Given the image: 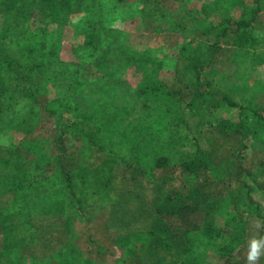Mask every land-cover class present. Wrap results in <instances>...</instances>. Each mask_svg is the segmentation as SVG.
I'll list each match as a JSON object with an SVG mask.
<instances>
[{
	"label": "trees",
	"instance_id": "16d2710c",
	"mask_svg": "<svg viewBox=\"0 0 264 264\" xmlns=\"http://www.w3.org/2000/svg\"><path fill=\"white\" fill-rule=\"evenodd\" d=\"M110 1L113 2V0ZM238 1L243 5L245 0H226L225 2L217 0L213 4L216 5L214 6L217 9L216 12L221 15L215 24L203 33L205 40L203 38L192 40L183 45L181 51L183 56L172 73L174 76L170 79H160V70L154 69L152 61L142 53L128 51L123 68L131 74V77L133 76L134 80H137L134 103L125 102L122 106L124 101L116 99L102 104L95 103L90 109L92 115L82 117L79 115L81 106L73 99L60 101L49 98L50 102L44 100L46 94L49 95L61 88L63 73L70 72L69 79L73 81V73L78 70L54 69V63L50 58V53L54 52L43 51L41 45L44 43V36L48 35L47 30L50 26L67 25L83 15L81 19L83 26H86L89 32L82 46L91 49L98 48L101 38L104 37L101 32L107 31L105 28H99L102 17L98 19L93 15L99 1L94 3V0H38L36 10H34L37 19L35 20L34 17L31 20V15L26 14L27 7L31 4L18 0H12V2L0 0L1 15L5 12L7 15L10 13L18 15L16 23H6L2 26L4 30L0 27V89H4L7 95L11 91H18L57 122H55L57 131L53 142L57 148L49 156L40 139H26L21 145L27 147L28 151L34 147L29 157L33 156L35 162L46 166L43 173L46 175L45 182L52 183L54 190L59 188L54 193H51V190L39 192L37 190L39 182L33 183V178L30 179L31 174L28 171L19 172L18 167L10 158L13 155L10 149L4 150L0 147V152L7 156V161H4L0 172V254L17 252L15 264H28V259L32 257L29 251L41 248L55 264H210L206 259L209 252L221 258L233 257L232 253L244 243L247 236L246 221L242 217L243 214H248L249 209L246 207L244 213H239V219L228 211L229 204L223 212L216 213L218 208L216 203H212L210 194L214 193L209 190V187L215 183L228 184L231 181L229 179L231 173L234 172L240 176L241 172L246 170L247 158L245 157L251 145L250 137L264 142V107H259L254 102H245L246 97L250 96H246L247 94L241 90L243 83L240 81L241 75L238 76V69L234 71L227 67L220 72L216 71V65H219L220 59L227 57L226 53L236 49L246 38H253L250 30L247 32L250 29L249 24L235 20L234 13L236 12L234 11L237 9L234 5ZM117 2L121 3L122 0H117ZM244 5L247 7L248 3ZM161 6L160 1H154V7L160 9ZM1 15L0 18H4ZM37 22H40L42 27L37 25ZM0 24L2 25V21ZM24 25H26L25 28L20 29ZM30 28L37 31L35 39L39 40L37 43L40 46L36 44L29 48L26 46L25 57L19 55L21 49L15 54L11 52L6 54V51L9 52L7 43L14 40L11 37L13 33L22 34L30 31ZM71 49L76 51L74 46H71ZM226 61L229 60L226 59ZM232 62L233 60L230 61ZM52 68L54 70H51ZM101 68L102 66L100 70L103 71ZM226 70L229 72L227 75H225ZM215 76L217 79L214 78ZM223 78L227 81L224 82ZM215 81H218L220 85ZM68 87L72 89L71 86ZM140 107L145 112L138 118V124L133 122L126 124L128 130L118 135L114 124L118 125L116 119L119 115L131 116ZM77 115L79 118L76 120L74 117ZM96 118L98 120L92 124L91 122ZM153 119L158 122L154 121L152 124ZM5 123L6 121L2 119L0 133H3L5 127L2 125ZM106 123L111 124L107 126L109 131L107 135L101 136ZM19 125L23 127L24 122L21 121ZM171 126L188 132L186 136L189 139L188 148H193L194 152L188 153L187 146H177L178 148H172L162 156H159V152H154L159 158L155 159L153 169H163L174 159L176 166L178 165L184 172L191 173L195 179H200L199 189L201 190L196 185L194 199L206 204V208L201 211L206 225L194 221L191 226L190 216L186 211L188 208L192 209L193 204L186 203V201L179 202L171 193L165 196L166 199L158 200L155 205L151 200L149 201V198L140 199L143 202L139 204V207L136 205L134 208H128L127 212H121L122 217L120 218L112 210L114 204L129 203L131 200L128 199H136L132 187H134L133 180H138L135 173H139L142 166L139 160L141 154L139 138H142V133L147 130L149 131L148 136L156 139L153 133L158 136L159 132H166L165 128L168 129ZM31 127L34 128V125ZM30 131L34 132V129ZM65 134L68 135L65 137ZM170 134L172 135L170 143L179 145L172 132ZM145 139L142 138L144 141ZM65 141H78L79 144L76 143V146L78 150L83 146L82 153L90 150L98 154H108L106 153L108 151L110 168L107 170L94 168L91 161H86L90 167L80 165L77 157L74 158L67 150L64 151L61 144ZM121 144L128 145L136 158L120 159L113 149ZM18 151L19 148L15 153L20 158ZM113 160L123 162V166H118L122 167L127 177L130 176L129 186L125 193L117 192L120 196L111 201L110 199L99 200L100 203H110L106 209L109 212H96L95 219H99L105 227H109L111 218L119 217V226L113 239L120 244L121 249L124 248L125 243H133L132 249L125 256L110 260L108 248L101 243V238L97 235L100 231L91 229L86 232L84 239L78 237L71 240L68 238L59 249L54 250L51 242L55 238L52 236L48 238L46 228L50 229L56 223L63 221L60 228H64L62 231L65 235L62 234L59 241L62 242L68 235H74L73 231L78 227L74 222L76 215L69 216L71 212L67 210L71 207H75L76 210L86 207V199L76 197V192H79L77 182L79 176L76 167L79 166V174L83 178L82 189L87 192L97 186L96 183L102 185L112 183L113 170L116 166ZM262 164L264 166V159ZM226 187V189L229 188L228 185ZM94 189L97 190V188ZM180 192L183 193L182 190ZM251 192L252 189L249 187L246 199L252 206L251 210H254L249 216L264 220L262 209L251 196ZM74 194L75 197H72ZM194 199L190 201L194 203ZM235 202L236 200L233 208L237 205ZM100 203L96 204V207ZM6 205L20 207L22 212H7L3 209ZM211 211L215 213L211 214ZM158 215L177 220V224H171L176 228L175 230L186 228L189 238H183L177 232L172 235V240L177 242L170 243L171 240L167 235H163L160 226L153 227L151 224V219H156ZM221 217L226 219V222L223 227H218L216 222L221 220ZM108 229L105 228V230ZM195 238L198 239L199 248L193 251L194 245H191V242L194 243ZM46 239H49V245L44 248L42 241Z\"/></svg>",
	"mask_w": 264,
	"mask_h": 264
},
{
	"label": "rangeland",
	"instance_id": "374dc122",
	"mask_svg": "<svg viewBox=\"0 0 264 264\" xmlns=\"http://www.w3.org/2000/svg\"><path fill=\"white\" fill-rule=\"evenodd\" d=\"M4 1L12 2V0ZM18 1L31 4V6L29 5L27 7L28 11H26V14L31 15V20H33L34 17L36 20V11L34 12V10H36L35 6L38 0ZM94 1V3L99 2L93 11V15L98 17V19L102 17L99 28H105L107 30L101 32V35H104V37L101 38V43L98 48L91 49L83 47L84 45L82 46L89 32L87 31V27L83 26L81 20L83 15L75 18L73 22L67 23V25L50 26L47 30L48 35L46 37L44 36V43L41 45L43 51L47 53L51 51L54 52L53 54L50 53V58L54 63V69L59 71L62 68L66 70L67 68H71L74 71L78 70V72H72L73 81L69 79L70 72L63 73L64 75L62 74L63 76L60 83L61 88L53 91L49 95L46 94L44 100L50 102L49 98L60 101L73 99L81 106V108H79V115H82V117H88L89 114H91L90 109L95 103L102 104L111 99L124 101L122 106H124L125 102H129L130 104L134 103V91L136 90L137 80H134L133 76L131 77V74H129L128 71L126 72L123 68L125 66L124 61L126 60L128 51L142 53L146 58L152 61L154 69L160 70V79H170L174 76L172 73L176 70L177 63H179V60L183 56L181 54L183 45L190 43L192 40H201L204 37L203 33L208 31L221 15L219 12H216L217 9L214 7L216 5H213L217 0H122L121 3H118L117 0H113L114 3L110 0ZM154 1L161 2L162 6L160 9L154 7ZM219 1L225 2L226 0ZM246 2L248 3L247 7L244 5ZM250 3L252 4L251 6ZM244 4L242 5L240 1L235 3L234 6L237 11H234L236 12L234 13V17L237 21H243L249 24L250 29H248L247 32L250 30L253 38H246L236 49L234 48L231 52L226 53L225 55L227 57L220 59L219 65H216V71L220 72L227 67L234 71L238 69V76L241 75L240 81L243 83V86L242 84H239V86H242L241 90L247 94L246 96H250L246 97L245 102H254L255 105L264 107V0H245ZM1 16L4 18H0L2 21L0 27L4 26L6 23H16L18 19V15L15 13L7 15L5 12L2 13ZM37 25L42 27L40 22H37ZM25 26L26 25L22 26L20 29L25 28ZM2 29L4 30V27H2ZM36 32V30L30 28V31H26L22 34H19L20 32L13 33L11 37H13L14 40L13 42L10 41L7 43L9 52L6 51V54L10 52L11 54H15V52L21 49L19 50V55L25 57L27 51L26 46L28 48L35 46V44L40 46V44L37 43L39 40L35 39ZM203 39L205 40V38ZM253 42L255 43L252 44ZM71 46H74L76 51H72ZM34 55L37 54L34 53ZM226 59L229 61H226ZM232 60L233 62L230 63ZM100 66H102L101 69H103V71L100 70ZM53 68L51 70H54ZM94 72L97 74L95 75ZM228 73L229 72L226 70L225 75ZM214 78L217 79L216 76ZM222 80L224 82L227 81L224 78ZM218 84L220 85L219 82ZM68 86H71L72 89L70 90ZM6 93H4V89H0V125L2 119L6 121L5 125H2L5 127L3 133H0V147L4 150L10 149L9 151L13 153L10 158H12V161L18 167L19 172L23 170L28 171L31 174L30 179L33 178V183L39 182L37 186L39 192L51 190V193H54L59 188L54 190L52 183L49 184L45 182L46 175L43 173L46 166L42 165V163L38 164L35 162L33 156L29 157L34 151V147L28 151L27 147L21 144L26 139H40L43 141L44 145L42 146L46 149V154L49 156V154L55 152L57 148L55 143H53L57 131L56 121L53 118L51 119L39 106H34L30 100H27L26 97L18 91H11L9 95ZM229 93L233 95L232 92ZM144 112L145 110L140 107L136 112L131 114V116L126 114L122 116L119 115L118 119H116L118 125L114 124V126L117 127L116 133L119 135L121 132L127 131L128 128H126L125 125L130 122L138 124V118L143 115ZM79 115L74 117V119L77 120ZM97 120L98 118L91 123L94 124ZM21 121L24 122L23 127L19 125ZM154 121L156 123L158 122V120L153 119L152 124H154ZM32 125H34V128L31 127ZM99 125L100 123L98 126ZM110 125V123H106L104 126L105 128H102L101 136L107 135L109 131V127L107 126ZM31 129H34V132H31ZM165 129L167 130L166 132H159V134L162 133V135L158 134L157 136L154 133L152 134L156 136V139L149 137V131L147 130L142 133V138H146L145 141L139 138L141 153L139 160L142 166L140 172L135 173L138 180H133L134 187H132L136 199H128L131 200L129 203L121 202L120 205L122 206L116 203L112 210L121 218V212H127L128 208H134L136 205V207H139V204L143 202L140 199L149 198V201L151 200L155 205L158 200L161 201L166 199L165 196L171 193L175 200L179 202L186 201V203L189 202V204H193V208H188L186 211L189 213L191 226H193L194 221H198L203 225L205 223V218L201 211L206 208V204L199 203L198 199H194V195H196L195 187L198 185L199 189L200 179H195L191 173L184 172L178 165L176 166L174 159L163 169H153L155 159L159 158V156L168 153L170 149L177 146H187L188 148L189 145V139L186 138L188 135L187 131L183 132L176 126ZM170 132H172L173 136L178 140L179 145L172 142L170 143L169 140L172 137ZM67 135L68 134H65V137ZM249 140L251 145H249V150L246 152V170L242 171L240 176L238 174L236 175L234 172L231 173L229 175L231 181L228 184L219 185L215 183L211 185L209 190L213 191L214 194L207 191L212 195V203H216L217 205L218 210L215 211L216 213L223 212L228 204V211L231 212L233 216L237 217L239 213H244L246 211V207L249 209L247 210L248 214H243L242 217L246 221L247 236L244 239V243L232 253L233 257L231 258H227L228 256L221 258L209 252V256L206 257V259L210 264H246L250 239L254 235L257 238L264 237V220L255 216H249L254 210H251L252 206L249 205V201L246 199L248 198L247 193L250 187L252 189L251 196L259 203L262 209V215L264 216V166L262 164L264 159V142L257 141L253 137H250ZM76 143L79 144L78 141H65L61 146H63L64 151L67 150L74 158L77 157L78 161L81 163L80 165L86 168L90 167L86 161H91L94 168H99L101 170L110 168L108 151H105L108 154H98L90 150L86 153H82L83 146L79 147L78 150ZM40 146L41 145H39V147ZM18 148L19 151L17 154L21 156L20 158L15 153ZM188 151V153H193L194 149L188 148ZM110 152H112V150ZM113 152L116 153L120 159L129 160L131 158H136L134 152H131L128 145L125 144L116 146ZM154 152H159L160 155L158 156ZM39 154L42 155L40 152ZM27 157H29V159ZM4 161H7V156L5 153H1L0 172ZM113 162L116 163V166H114L113 170L112 183H107L105 185L96 183L97 186H94V188H97V190L93 188L87 192L82 189L83 178L79 174V166L76 167L79 176L77 180L79 192H76V197L86 199V207L82 210H76L75 207H71L67 210L71 212L69 216L76 215L74 222L78 227L74 229V235H68L62 242L59 241L64 231V228H60V226L63 225V221L56 223L50 229L46 228L45 232L48 238H51V236L55 238V240L51 242V245L54 246V250L59 249L60 245L66 242L68 238H71V240H75L78 237L84 239L86 237V232L91 231V229L100 231V233L97 232V235L101 238V243L108 248L107 251L108 254H110L108 256L111 258L110 260L123 257L132 249L133 243H125L124 248L121 249L120 244L113 239L115 231L119 226V217L111 218L109 227H105L102 221L95 219L96 212H109L106 209L110 206V203H100V201L103 199H110L111 201V199L117 198L120 196L117 192L125 193V190L129 186L128 180L130 181V176L129 173H127L129 177L123 173L121 167L123 166V162L118 160H113ZM51 175L52 171L50 173V176ZM227 185L229 186L228 189H226ZM180 190H182L183 193H181ZM72 197H75V194L72 195ZM191 199H194V203L190 201ZM235 200L237 205L233 208ZM98 203L100 204L96 207ZM3 209L7 212H22L20 207H12L11 205H6ZM155 212H157V210ZM215 212L211 211V214ZM98 215L102 217L101 214ZM89 220L91 221L89 222ZM93 221H95V223H91ZM85 222L89 223L87 224ZM225 222L226 219L221 217V220L216 222V226L223 227ZM257 222L260 224V227H256ZM171 223L177 224V220L161 215H158L156 219H151L152 226H160L163 230V235H167L169 240H171L169 241L170 243L175 244L174 242H177L172 240V235L177 232L180 233L183 238H189V232L186 228L175 230L176 228L173 227ZM204 225H206V223ZM105 228L109 229L105 230ZM194 241V243L191 242V245H194L193 251L199 248L197 246L198 239L195 238ZM42 245H44V248L48 247L49 239L42 241ZM29 253L32 257L28 259V264H55L43 248L36 251H29ZM17 256V252L0 254V264H9L10 262L15 264L16 262L14 260ZM258 264H264V255L261 256Z\"/></svg>",
	"mask_w": 264,
	"mask_h": 264
},
{
	"label": "clouds",
	"instance_id": "9594fccd",
	"mask_svg": "<svg viewBox=\"0 0 264 264\" xmlns=\"http://www.w3.org/2000/svg\"><path fill=\"white\" fill-rule=\"evenodd\" d=\"M256 227H260L258 222ZM262 255H264V237L257 238L254 235L248 244L246 264H258Z\"/></svg>",
	"mask_w": 264,
	"mask_h": 264
}]
</instances>
